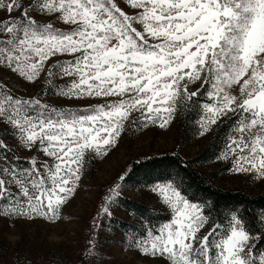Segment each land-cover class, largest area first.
I'll list each match as a JSON object with an SVG mask.
<instances>
[{
    "label": "snow or ice",
    "instance_id": "snow-or-ice-1",
    "mask_svg": "<svg viewBox=\"0 0 264 264\" xmlns=\"http://www.w3.org/2000/svg\"><path fill=\"white\" fill-rule=\"evenodd\" d=\"M5 71L43 87L19 95ZM181 111L220 137L217 161L264 184V0H0V131L16 143L0 138V218L60 222L94 161ZM134 174L102 194L80 264H106ZM190 187L180 170L146 180L154 207L120 223L122 243L159 264H264V210L214 218Z\"/></svg>",
    "mask_w": 264,
    "mask_h": 264
},
{
    "label": "rangeland",
    "instance_id": "rangeland-1",
    "mask_svg": "<svg viewBox=\"0 0 264 264\" xmlns=\"http://www.w3.org/2000/svg\"><path fill=\"white\" fill-rule=\"evenodd\" d=\"M13 15L19 14L13 13ZM3 77L9 83H16L19 95L33 96L43 87L42 81L35 85L27 84L17 81L16 77L7 71L3 73ZM52 102L60 105L71 103L56 99ZM180 129L178 113L175 121L166 129L152 126L142 131L126 133L106 158L92 163L90 170L82 178L76 196L62 209L63 219L60 222L48 223L43 219L10 221L0 218V237L4 238L11 247L19 243L21 247L32 250L36 258L35 264H80L81 252L88 239V225L98 211L102 194L119 174L129 168L134 160L150 157L153 154L178 151L186 158L194 157L207 145L213 134L199 137L194 128L193 135L180 136ZM0 138L5 139L10 147H16L15 141L11 137L3 136L2 131ZM16 153L22 157L33 154L22 149H18ZM229 167L216 158L209 163L199 165L201 172L207 177H213L216 184L222 187H241L251 193L264 189V184L253 182L246 175L233 174L229 171ZM123 196L143 201L152 209L154 207V197L147 192L145 183L137 187L126 185ZM129 213L120 207L115 216L129 220ZM101 239L106 241L102 249L106 264H159L158 261L142 256L135 249H129L122 243L121 232L117 230H105ZM12 251L11 248L10 253Z\"/></svg>",
    "mask_w": 264,
    "mask_h": 264
},
{
    "label": "trees",
    "instance_id": "trees-1",
    "mask_svg": "<svg viewBox=\"0 0 264 264\" xmlns=\"http://www.w3.org/2000/svg\"><path fill=\"white\" fill-rule=\"evenodd\" d=\"M180 116V136L185 134H194L195 122L193 117L185 111L179 112ZM223 135V132L220 133ZM220 148V137L213 133L207 145L198 152L194 157L186 158L180 152H164L153 154L140 160H134L131 163V168L135 169V174L132 179L127 182L130 186H141L146 180L153 179L165 172H175L180 170L181 176L186 177V182L191 185L189 193H194L199 198H204L213 203L216 211L213 212V217L220 214H227L230 208L239 207L247 209L250 213H259L264 210V189L257 193H251L241 187L225 188L216 184L213 177H207L201 172L199 165L209 163L216 158ZM16 155H18L16 153ZM19 156V155H18ZM22 157V156H20ZM23 158V157H22ZM144 165L138 167L137 165ZM186 167V171H184ZM126 211H149L152 208L143 201L130 199L123 196V204L121 205ZM163 214V211H159ZM124 225L134 223L130 219H123L115 216L112 222V230H117L122 233L120 223ZM108 224L109 221H104ZM11 248L13 249L10 253ZM34 252L28 247H21L16 243L13 247L6 243L4 238L0 237V264H35Z\"/></svg>",
    "mask_w": 264,
    "mask_h": 264
}]
</instances>
